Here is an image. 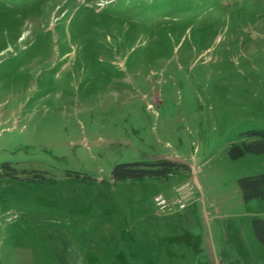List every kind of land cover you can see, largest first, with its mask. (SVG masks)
<instances>
[{"label":"rangeland","instance_id":"374dc122","mask_svg":"<svg viewBox=\"0 0 264 264\" xmlns=\"http://www.w3.org/2000/svg\"><path fill=\"white\" fill-rule=\"evenodd\" d=\"M254 131L264 0H0V264H264Z\"/></svg>","mask_w":264,"mask_h":264},{"label":"trees","instance_id":"16d2710c","mask_svg":"<svg viewBox=\"0 0 264 264\" xmlns=\"http://www.w3.org/2000/svg\"><path fill=\"white\" fill-rule=\"evenodd\" d=\"M252 135L260 138L257 141L246 144L244 143L242 149L235 145L234 149L237 154L234 158H240L246 153H263L264 152V131H254ZM186 170V166L178 164L169 160H158L153 163H134L118 165L113 171V179L120 180H139L145 177H165L175 174L179 170ZM240 188L243 198L246 202L253 199L264 198V174L257 177H250L240 180ZM253 229L259 241L264 245V220L255 219Z\"/></svg>","mask_w":264,"mask_h":264},{"label":"built area","instance_id":"2783aa9c","mask_svg":"<svg viewBox=\"0 0 264 264\" xmlns=\"http://www.w3.org/2000/svg\"><path fill=\"white\" fill-rule=\"evenodd\" d=\"M181 192L184 194V187L181 189ZM184 199L185 198H178L175 201H171L159 195L155 197V203L161 213H171L173 211V206H178L180 210L186 208Z\"/></svg>","mask_w":264,"mask_h":264}]
</instances>
